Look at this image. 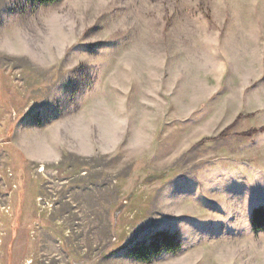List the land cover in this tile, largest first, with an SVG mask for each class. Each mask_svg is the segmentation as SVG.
<instances>
[{"label": "rangeland", "instance_id": "374dc122", "mask_svg": "<svg viewBox=\"0 0 264 264\" xmlns=\"http://www.w3.org/2000/svg\"><path fill=\"white\" fill-rule=\"evenodd\" d=\"M261 81L264 0H0V264H264Z\"/></svg>", "mask_w": 264, "mask_h": 264}, {"label": "trees", "instance_id": "16d2710c", "mask_svg": "<svg viewBox=\"0 0 264 264\" xmlns=\"http://www.w3.org/2000/svg\"><path fill=\"white\" fill-rule=\"evenodd\" d=\"M39 1L43 4H50L58 0H39ZM250 225H251V229L254 232H264V206H259L252 210L250 215ZM154 239H157L158 242L154 244L156 241L152 240L151 246H156V249L160 247L156 251V254H158L160 250L175 251L180 247V244L178 242L173 241L174 239L173 236L167 233H157L155 234Z\"/></svg>", "mask_w": 264, "mask_h": 264}, {"label": "snow or ice", "instance_id": "6c2138e0", "mask_svg": "<svg viewBox=\"0 0 264 264\" xmlns=\"http://www.w3.org/2000/svg\"><path fill=\"white\" fill-rule=\"evenodd\" d=\"M112 14H113V13L110 11L108 14H106L104 17H102L101 20L98 22V27H103V26L107 23L109 17H110ZM88 35H92V33L89 32ZM123 38H125V37H122V36L118 35V36H116V37H113V38L111 39V41H109V43H112V44L119 43L120 40L123 39ZM261 83L264 84V81H261ZM259 86H260V85H257V87H259Z\"/></svg>", "mask_w": 264, "mask_h": 264}]
</instances>
